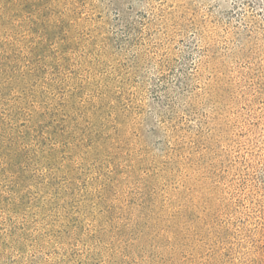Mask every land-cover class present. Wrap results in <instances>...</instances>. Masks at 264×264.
Masks as SVG:
<instances>
[{
	"label": "rangeland",
	"instance_id": "rangeland-1",
	"mask_svg": "<svg viewBox=\"0 0 264 264\" xmlns=\"http://www.w3.org/2000/svg\"><path fill=\"white\" fill-rule=\"evenodd\" d=\"M0 264H264V0H0Z\"/></svg>",
	"mask_w": 264,
	"mask_h": 264
}]
</instances>
